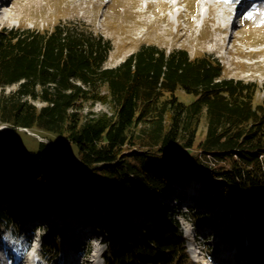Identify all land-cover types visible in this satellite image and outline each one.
<instances>
[{"label":"trees","instance_id":"16d2710c","mask_svg":"<svg viewBox=\"0 0 264 264\" xmlns=\"http://www.w3.org/2000/svg\"><path fill=\"white\" fill-rule=\"evenodd\" d=\"M112 50L111 40L82 20L0 28V127L59 133L79 148L78 156H62L42 140L37 152L0 147V192L26 212L78 214L95 187L101 210L124 215L146 211L174 179L196 177L211 187L210 202L225 218L245 213L255 222L241 246L247 236L257 254L264 251V83L225 76L214 54L192 56L184 47L144 42L108 66ZM179 91L193 98L184 101ZM98 102L109 110H93ZM166 216L148 212L119 231L111 246L116 264L181 261L182 233L162 227ZM12 223L0 205V231Z\"/></svg>","mask_w":264,"mask_h":264},{"label":"rangeland","instance_id":"374dc122","mask_svg":"<svg viewBox=\"0 0 264 264\" xmlns=\"http://www.w3.org/2000/svg\"><path fill=\"white\" fill-rule=\"evenodd\" d=\"M152 1L153 5L146 9L144 0H11L5 12L0 9V28L23 25L43 29L60 21L82 20L111 40L113 50L107 61L108 66H116L147 42L167 49L184 47L192 56L214 54L222 63L225 76L254 81L259 85L264 83V28L253 26L247 21L246 14L241 16L242 26L231 45L227 43L225 34L217 29L215 21L209 19L202 24L201 15L205 9L201 5L199 8L201 0H187L188 3L176 8L163 5L165 0H160V3ZM228 50L231 52L228 53ZM179 93L184 101L193 98L183 91ZM262 95L260 91L257 93V101L261 100ZM37 104L42 105L39 101ZM93 110L108 111L109 107L98 102ZM205 121L204 117L203 124ZM203 124L199 138L204 136ZM35 131L4 124L0 127V147L9 145L12 150L37 152L42 140L52 144L59 155H79L78 146L64 135ZM70 160L75 161L76 158ZM2 175L0 171V177ZM173 183L176 184V191L169 192L166 198V194H163L151 199L146 211L137 209L124 215L116 210V215L113 211H102L93 197L95 187L87 205L81 208L79 214L70 216L61 213L63 210L52 211L54 209L51 207L26 212L25 208L18 206L19 200L13 201L11 194L0 192V205L6 208L11 206L8 209L16 222L11 228L15 236L6 230L0 235V252L6 249V254L11 257L5 264H64L65 258L70 259L69 264H116V255L111 246L117 245L118 242L114 240L118 238L119 231H127L133 223L138 225L146 213L155 210L167 214L162 227L173 226L182 233L183 259L176 260L174 264H221L223 254L231 255L230 264H261L263 250L257 254L250 246L251 241H247V236L242 246L240 244L247 226L255 223L250 217L242 213L238 218L235 214L231 216L230 212L225 218L222 213L224 209L210 202L209 197L213 195L211 187L201 180L188 177L179 181L174 179ZM178 195L181 196L179 200ZM193 211H198L200 217L194 219ZM46 214H49V218H46ZM170 218L174 220L170 221ZM53 223L54 226L49 228ZM74 228L81 232L75 233ZM259 230L264 232V227L259 226ZM55 233L58 236L56 239L45 240ZM13 239L20 240L19 244L12 243ZM30 240L32 248L27 257L25 251ZM88 240L89 246L86 245ZM61 249L65 252L63 258ZM237 251L241 258L237 257ZM146 260L149 264H161L159 256Z\"/></svg>","mask_w":264,"mask_h":264},{"label":"bare ground","instance_id":"6f19581e","mask_svg":"<svg viewBox=\"0 0 264 264\" xmlns=\"http://www.w3.org/2000/svg\"><path fill=\"white\" fill-rule=\"evenodd\" d=\"M2 0H0L1 2ZM10 1L8 0L6 2L2 1L1 2V6L0 9L1 11L3 10L5 12V10L7 9L8 5H10ZM236 0H201V3L204 4L205 6H207L210 15H209V19L215 21L217 23V29L222 30V23L225 22V16L224 15H220L218 14V11L223 9L226 10L227 6L226 4L228 3H234ZM260 1V0H258ZM240 2H242V0H240ZM181 3V0H175V3H173V0H165L163 5H167L168 7H172L173 4L175 5H179ZM248 13V15L250 16V21L257 25L260 26L261 28H264V6L262 7H258V8H247L246 10H244L242 12L243 14ZM11 249V248H10ZM2 252H5L6 254V249L3 250ZM7 258H8V262L10 261L11 257L10 255L6 254ZM70 259L65 258V263L64 264H69ZM7 263L6 260L3 262V264ZM33 264V263H31Z\"/></svg>","mask_w":264,"mask_h":264}]
</instances>
